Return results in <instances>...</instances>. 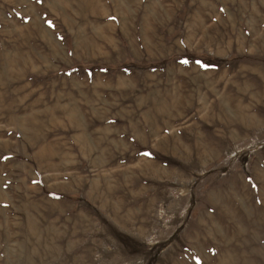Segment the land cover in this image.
Instances as JSON below:
<instances>
[{"label":"rangeland","instance_id":"1","mask_svg":"<svg viewBox=\"0 0 264 264\" xmlns=\"http://www.w3.org/2000/svg\"><path fill=\"white\" fill-rule=\"evenodd\" d=\"M0 264H264V0H0Z\"/></svg>","mask_w":264,"mask_h":264}]
</instances>
